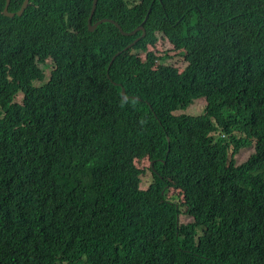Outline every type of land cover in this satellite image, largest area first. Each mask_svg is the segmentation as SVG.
<instances>
[{"label": "trees", "instance_id": "1", "mask_svg": "<svg viewBox=\"0 0 264 264\" xmlns=\"http://www.w3.org/2000/svg\"><path fill=\"white\" fill-rule=\"evenodd\" d=\"M24 1L0 0V264H264V0H98L92 24L144 37L90 32L94 0Z\"/></svg>", "mask_w": 264, "mask_h": 264}, {"label": "rangeland", "instance_id": "2", "mask_svg": "<svg viewBox=\"0 0 264 264\" xmlns=\"http://www.w3.org/2000/svg\"><path fill=\"white\" fill-rule=\"evenodd\" d=\"M241 10L240 7H237L235 9V14L239 13ZM174 46L171 45L168 41L165 39L161 38L160 36V41L155 47V50L157 53L161 56H163L165 53H169L171 58L167 59L163 63L166 65H174L177 67L180 71L184 70V68L190 63V60L192 58L187 55L185 50L175 52L174 51ZM135 52H130L126 53L125 55H133ZM44 71L47 75L46 81L50 79V73L52 71V64H49L48 66H44ZM168 99H163L158 102L157 104V109L163 113L171 122H184L186 125H188L192 131L196 134H201L204 133L208 128H210L214 123L215 120H210L206 119L204 117V111H205V106H206V101L205 99H199L196 100L195 103L185 111H176L172 115L167 112V101ZM22 102V97H19L15 103L12 105V108L15 113H21L22 107L21 103ZM214 139L218 138V136H222V132H217V133H212L211 134ZM253 150H242L237 156V163L240 165L244 161L248 160L249 157L251 156ZM141 166L145 167L146 170L142 177L137 179L133 184L132 188L133 189H138V188H148V186L153 182V176L152 172H150L148 169L150 167V163L146 159L144 162H142ZM180 193L179 192H173L171 191V197L169 200L171 201H179ZM193 222V219L191 217L186 216L185 214H181L180 216V224H188Z\"/></svg>", "mask_w": 264, "mask_h": 264}, {"label": "water", "instance_id": "3", "mask_svg": "<svg viewBox=\"0 0 264 264\" xmlns=\"http://www.w3.org/2000/svg\"><path fill=\"white\" fill-rule=\"evenodd\" d=\"M10 1H11V0H7V5H6L5 10H4V15L7 16V17H11V18H12V17H14L15 14L10 13V12L8 11V7H9V4H10ZM29 1H30V0H25V2H24V4H23L22 8H21L20 11L17 13L19 16H21V15L23 14V12L25 11V9L28 7V5H29ZM97 3H98V0H94L93 7H92V11H91V16H90L89 21H88L89 28H90V29H89L90 32L95 31L96 28H97L99 25H101L102 23H112V24L116 25V26L119 28V30L121 31V33H122L123 35H125V36H133V35H135V34H136L137 32H139V31H143L142 37L145 36V28H144L143 24L140 25L139 27H137L134 31H132V32H130V33H126V32H124V31L121 29L120 25H119L117 22H115L114 20H110V19H104V20L99 21V22H97L96 24L92 25V18H93V16H94V13H95V10H96V7H97ZM147 19H148V17H147ZM147 19H146V20H147ZM139 40H140V38H138L136 41H139ZM136 41H135V42H136ZM135 42H134V43H135ZM134 43H133V44H134ZM133 44H132V45H133ZM126 51H127V50H126ZM120 54H121V53L117 54V55L113 58V61H114V59H115L117 56H119ZM124 96H125V89H122V97H124Z\"/></svg>", "mask_w": 264, "mask_h": 264}, {"label": "clouds", "instance_id": "4", "mask_svg": "<svg viewBox=\"0 0 264 264\" xmlns=\"http://www.w3.org/2000/svg\"><path fill=\"white\" fill-rule=\"evenodd\" d=\"M25 2V1H24ZM239 7V6H238ZM214 8H215V4L214 3H212L211 4V6H210V10L211 11H213L214 10ZM237 8V7H236ZM241 8V7H240ZM96 11V10H95ZM240 13V12H239ZM239 13H237V14H239ZM95 14V13H94ZM237 14H235V11L233 12V13H231V14H229V16H231V15H237ZM90 16H91V14H90ZM90 18V17H89ZM93 19V18H92ZM225 19V18H224ZM88 21H89V19H88ZM97 23V22H96ZM96 23H94V24H96ZM94 24H92V25H94ZM88 27H89V24H88ZM121 27V26H120ZM118 28V27H117ZM90 29V28H89ZM97 29V28H96ZM122 29V28H121ZM90 31V30H89ZM94 32V31H93ZM121 32V31H120ZM123 35V34H122ZM162 35V34H161ZM125 36V35H124ZM142 37V36H141ZM140 37V38H141ZM166 41H168V39L166 38L165 39ZM135 42V41H134ZM133 42V43H134ZM138 41H136L133 45H135L136 43H137ZM169 42V41H168ZM170 43V42H169ZM130 45L128 48H126L123 52H121V54H125L127 51L126 50H129L133 45ZM171 44V43H170ZM172 45V44H171ZM174 46V45H173ZM174 48V47H173ZM149 49L150 50H155V47H152V46H150L149 47ZM136 53V52H135ZM120 54V55H121ZM119 55V56H120ZM134 55V54H133ZM128 56H130V55H128ZM143 57H145V55L143 56ZM122 89H125V88H122ZM121 94H122V91H121ZM124 99H126V98H128L127 96H126V90H125V96L123 97ZM147 159V158H146ZM146 159H144V160H141V161H139V160H136L135 161V165L136 166H140V167H143V166H141V164H142V162H144ZM148 160V159H147ZM148 162H149V160H148ZM150 163V162H149ZM151 165V164H150ZM150 172H152L151 170H149ZM152 176H153V174H152ZM140 177H142V175L140 176ZM151 185V184H150ZM149 185V186H150ZM149 186H148V188H149ZM148 188H146V189H142V188H139V189H142V190H147ZM171 191H173V192H179L180 193V197L178 198L179 199V201H171V200H169L170 199V197H171ZM163 194H164V192H163ZM166 200L167 201H169L170 203H172L173 205H176V206H178L179 207V205L183 202V200H184V197H183V195H182V193L180 192V191H178V190H175L174 189V187L173 186H171L169 189H168V191H167V195H166ZM181 216V215H180ZM188 217H190L189 215H187ZM192 218V217H191ZM193 219V218H192ZM179 220H180V218H179Z\"/></svg>", "mask_w": 264, "mask_h": 264}]
</instances>
